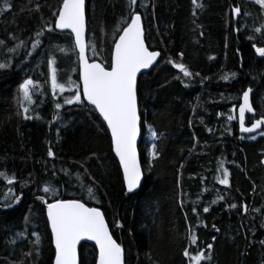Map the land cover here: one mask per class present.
<instances>
[{"label":"trees","instance_id":"16d2710c","mask_svg":"<svg viewBox=\"0 0 264 264\" xmlns=\"http://www.w3.org/2000/svg\"><path fill=\"white\" fill-rule=\"evenodd\" d=\"M59 2L11 0L12 9L0 13V39L7 47L18 42L9 34L25 41L12 65L0 69V172L9 178L15 174L13 195L21 196L12 207H2L8 185L0 177V264H53L51 232L44 204L37 199L45 195L40 189L46 183L57 190L56 198L78 199L103 211L113 237L124 249L125 264H187L184 248L195 254L207 243H213L211 260L202 264H262L264 136L251 139L240 133L237 119L227 121L229 114L237 115L229 110L233 105L238 109L247 88L253 90L251 104L256 115L246 114V124L259 118L264 107V58L255 55L248 39L257 36V46L264 41V36L253 32L264 23L259 5L252 0H198L203 8H196L195 16L192 0H148L147 9H139L147 47L161 55L156 65L138 78V149L144 178L138 192L127 194L110 150V135L99 115L90 106L63 103L70 95L65 82L79 83L76 57L70 51L65 55L52 48L60 45L70 50L67 33L46 32L39 38L43 46L25 60L32 40L37 39L34 34L44 27V21L52 19ZM86 3L87 41L93 37L99 41L101 27L111 39L117 21L125 15L126 0ZM36 4L40 10L29 12ZM236 5L241 14L233 18L231 9ZM50 51L57 59L59 82L66 88L55 96L46 83ZM109 53L110 45H105L95 59L108 63ZM88 56L92 57L90 49ZM8 58L7 51L0 48V62ZM169 59L183 63L193 75L184 77ZM231 73H236L235 77L222 79ZM29 77L41 85L33 93V104L28 105L32 109L29 115L40 118L25 120L17 114L20 109L14 97L18 84ZM54 101L62 105L55 110L58 120H53ZM147 127L163 134L153 141L161 156L151 169L144 144ZM50 146L55 158L47 155ZM221 161L229 171L228 186L215 179ZM89 187L94 196L89 195ZM220 196L224 199H218ZM46 199L51 202L53 196ZM213 200L217 202L212 204ZM242 205L248 206L247 213ZM204 207H209V212L205 213ZM190 228L198 237L196 245L187 240ZM33 231L41 237L39 257ZM18 232L24 236H17ZM30 251V257L23 255ZM78 253L79 264H95L93 244L81 243Z\"/></svg>","mask_w":264,"mask_h":264},{"label":"snow or ice","instance_id":"6c2138e0","mask_svg":"<svg viewBox=\"0 0 264 264\" xmlns=\"http://www.w3.org/2000/svg\"><path fill=\"white\" fill-rule=\"evenodd\" d=\"M30 3L33 0H29ZM259 5L261 15H264V0H252ZM194 6L193 16L196 15V8H203V5L198 3V0H192ZM149 6L148 0H126V12L123 17L117 21L116 27L112 31L111 39H108L106 30L101 27V39L96 41L95 38H90L86 42V0H60L58 7L52 12V19L44 21V27L37 31L34 35L37 39H33L31 48L27 50L25 60L32 56L33 51L38 50L43 46L40 37L45 33H55L59 30L61 33L67 32V39L71 42V48L66 49L64 46L52 45L56 51L61 54L71 52L76 57L74 69L78 74L79 83H75L71 79L66 81L69 85L67 91L69 96L64 98L63 103L67 105H84L92 106V111L99 113L102 122L106 125L105 131L110 133V150L118 159L119 169L123 172V183L127 193H133L141 185L143 173L141 164L138 159L137 137L141 132V119L139 113L138 89H137V74L143 69H149L157 63V57L161 54L157 51H150L146 46L145 29L143 27V17L139 9H147ZM153 8L155 4L151 5ZM13 5L11 0H0V13L10 11ZM23 10V9H22ZM29 12L39 11L40 5L36 4L35 8L28 9ZM241 14V7L236 5L231 9V16L238 18ZM243 15L249 16L250 13L244 12ZM153 19L155 15L153 14ZM239 31V28L236 29ZM258 36H264V23L253 29ZM203 35V33H201ZM9 38L14 41L13 47L8 48L5 40L0 39V48H3L9 54L7 62H0V69H7L12 65L13 56L19 55V49L25 46V41L19 40L18 37L9 34ZM252 41V49L259 58H264V41L261 46H257V36H249ZM105 45H110V62H97L95 57L98 49L103 50ZM91 50L92 57L88 56V50ZM183 57V53L179 54ZM210 59H212L210 57ZM173 67L178 68L184 77H191L192 72L183 64L175 63L171 59L168 60ZM47 77L46 83H50V88L53 96L58 93L62 94L66 91L65 83H60L57 70V59L55 54L50 51L46 60ZM195 75H199L196 73ZM236 73L225 74L222 79L227 81L230 77H235ZM203 79H208L204 77ZM203 82V80H202ZM41 85L35 79L25 78L18 84L17 95L14 97L17 106L20 109L18 115H23V119L32 120L39 119L37 115L33 117L29 115L32 111L28 105L33 104V93L40 89ZM251 88L244 90L240 98L238 110L235 105L229 111L236 113L229 114L227 121L231 122L238 118L239 130L241 133H256L264 136V107H262L259 118H252L250 126H246V113L256 115L254 108L250 102ZM85 101L87 105H85ZM54 116L53 120H58L59 115L55 110L61 108V104L54 101ZM222 115V114H219ZM153 141L159 140L162 133L149 128ZM255 139V136H251ZM50 158H55V153L50 146L47 151ZM95 155V154H93ZM161 156L156 143H151L148 156V167L154 164V161ZM264 164V160L261 161ZM222 170V171H221ZM85 172L87 170L85 169ZM218 175L215 177L221 185H229V171L224 168L223 162L219 163L217 169ZM55 172H53V176ZM70 175V174H69ZM0 177L7 181L8 191L6 193L2 207L10 208L13 204L21 200V196L13 195V184L15 174L12 178L7 176L6 172H0ZM77 179L80 180V174H77ZM179 183V181H178ZM81 184L83 181L81 180ZM45 195L38 196L44 205H46L47 225L51 230V242L55 248V257L53 264H78L77 244L82 238L95 241V246L98 254L95 257V264H125L124 249L121 244L113 239L109 231L108 225L105 222V216L98 207H88L86 203L78 199H61L57 197V190L50 184L46 183L41 189ZM90 196H94L93 189H87ZM51 194L53 199L49 202L46 196ZM218 199H224L223 196ZM213 200L211 203L215 204ZM236 208V205H231ZM245 213L248 211L247 205H242ZM193 213L197 209L193 207ZM205 213L209 212V207H204ZM25 217V221H27ZM186 222H187V218ZM117 227H121L117 222ZM261 227L264 228V221L261 222ZM215 229V225H213ZM219 231V229H215ZM17 236H24V233L18 232ZM35 237L34 245L36 256L39 257V245L41 242L40 235L33 231L31 233ZM213 236L212 240L215 241ZM189 245H196L198 237L190 228L187 237ZM15 243V241H13ZM251 244L252 242L249 241ZM261 246H264V239L259 241ZM205 251L207 254H205ZM213 251V243H207L205 249H200L195 254L191 253L189 247H185L182 255L186 259L187 264H202L203 261L211 260ZM244 253H242L243 255ZM30 257L32 252L23 254ZM264 264V259H262Z\"/></svg>","mask_w":264,"mask_h":264},{"label":"water","instance_id":"95a60500","mask_svg":"<svg viewBox=\"0 0 264 264\" xmlns=\"http://www.w3.org/2000/svg\"><path fill=\"white\" fill-rule=\"evenodd\" d=\"M142 23H143V21H142ZM58 32H59V30H58ZM65 33H67V32H65ZM86 42H87V18H86ZM145 43H146V41H145ZM146 46H147V44H146ZM150 50V49H149ZM150 51H152V50H150ZM153 51H157V52H159L160 53V51H158V50H153ZM88 54V53H87ZM161 54V53H160ZM159 57L160 56H158L157 57V61L159 60ZM97 62H100V61H98V60H96ZM156 65V63L154 64V66ZM154 66H152V67H150L149 69H143V70H141V72L140 73H138L137 74V84H138V78H139V76L140 75H142V74H144V73H148ZM263 74H264V72H263ZM247 89H249V88H247ZM246 89V90H247ZM250 102H251V93H250ZM85 103L87 104V102L85 101ZM90 107H92V106H90ZM238 110V109H237ZM97 113V112H96ZM98 115H99V113H97ZM246 114H251V113H246ZM237 117H238V111H237ZM101 118V117H100ZM140 119H141V117H140ZM101 120H102V118H101ZM237 121H238V118H237ZM251 124H249V125H246V126H250ZM106 126V125H105ZM238 126H239V121H238ZM241 133V132H240ZM255 133V132H254ZM254 133H251V134H249V133H241L242 135H244V136H250V135H253ZM109 135H110V133H109ZM140 140H141V132H140V134L138 135V137H137V151H138V159H139V161H140V155H139V143H140ZM114 154V153H113ZM116 160H117V162H118V159L116 158ZM118 164H119V162H118ZM140 164H141V161H140ZM141 169H142V165H141ZM121 170V169H120ZM121 173H122V178H123V172H122V170H121ZM142 173H143V169H142ZM143 178H144V175H143V177H142V181H143ZM142 181H141V183H142ZM125 186V185H124ZM141 186V185H140ZM140 186L138 187V189L137 190H134V192L133 193H136V192H138L139 191V189H140ZM125 190H126V187H125ZM126 193H127V190H126ZM133 193H127V194H133ZM82 202V201H81ZM87 205V204H86ZM88 207H96V206H91V205H87ZM44 209H45V214H46V205H44ZM101 210V209H100ZM101 212L103 213V211L101 210ZM104 214V213H103ZM47 217V216H46ZM105 222H106V224L108 225V223H107V220H106V218H105ZM108 228H109V226H108ZM49 230H50V228H49ZM109 231H110V233H111V230H110V228H109ZM50 232H51V230H50ZM112 234V233H111ZM113 236V235H112ZM113 239L115 240V238L113 237ZM117 242V241H116ZM81 243H89V244H93L94 246H95V241H92V240H88L86 237L85 238H82L79 242H78V244H77V256H78V264H79V253H78V249H79V245L81 244ZM118 243V242H117ZM53 247H54V245H53ZM95 248H96V246H95ZM54 250H55V248H54ZM98 254V250H97V248H96V255ZM54 257H55V255H54ZM125 259V258H124ZM53 262H54V260H53Z\"/></svg>","mask_w":264,"mask_h":264},{"label":"rangeland","instance_id":"374dc122","mask_svg":"<svg viewBox=\"0 0 264 264\" xmlns=\"http://www.w3.org/2000/svg\"><path fill=\"white\" fill-rule=\"evenodd\" d=\"M255 137L258 136V134L254 135ZM145 142L144 144L146 145L147 150L149 151L150 147H151V143H153L152 137H151V132L149 131L148 127L145 133Z\"/></svg>","mask_w":264,"mask_h":264},{"label":"flooded vegetation","instance_id":"af4514ba","mask_svg":"<svg viewBox=\"0 0 264 264\" xmlns=\"http://www.w3.org/2000/svg\"><path fill=\"white\" fill-rule=\"evenodd\" d=\"M247 125V124H246ZM262 131H264V129H261ZM254 135H256V133H254L253 135H250V136H254Z\"/></svg>","mask_w":264,"mask_h":264}]
</instances>
